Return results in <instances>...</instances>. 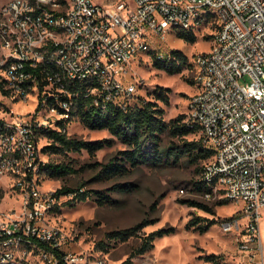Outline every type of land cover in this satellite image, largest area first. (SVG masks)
I'll return each mask as SVG.
<instances>
[{"label": "built area", "instance_id": "2783aa9c", "mask_svg": "<svg viewBox=\"0 0 264 264\" xmlns=\"http://www.w3.org/2000/svg\"><path fill=\"white\" fill-rule=\"evenodd\" d=\"M213 21L218 26L209 49L193 60L197 90L185 121L213 150L200 175L205 195L219 194L244 211V223L240 217L223 223L226 230L240 229L237 264H264V0L2 3L0 90L30 98L34 106L24 114L0 113V174L26 195L22 215L0 221V264L87 262L82 253L64 249L65 233L47 219L59 199L74 192L41 188V135L47 144L49 130L68 133L79 92L97 105L128 108L139 83L129 71L132 61L152 49L169 61L171 51L158 52L155 40H166L174 28L200 31Z\"/></svg>", "mask_w": 264, "mask_h": 264}, {"label": "rangeland", "instance_id": "374dc122", "mask_svg": "<svg viewBox=\"0 0 264 264\" xmlns=\"http://www.w3.org/2000/svg\"><path fill=\"white\" fill-rule=\"evenodd\" d=\"M7 0H0V5ZM110 3L116 0H96ZM215 29L207 24L196 32L195 42L185 41L172 29L166 40H155L153 48L167 56L169 51L180 49L188 55L189 62L196 53L209 49ZM153 52L139 55L129 67L130 74L139 83L137 95L158 101L164 107L163 117L170 121L177 115H185L187 103L192 93L197 90L195 73L192 66L185 65L180 72L169 73L157 65ZM249 76L241 78L244 82ZM159 86L169 88L168 103L156 98ZM34 106L32 99L5 95L0 90V113L13 111L24 114ZM8 115V114H7ZM68 134L85 139L112 138V144L98 149L94 154L87 149L69 151L68 153H43L46 161H66L71 163L77 172L60 177H51L42 172L39 184L42 189L59 188L63 184L85 189L104 190L111 200L100 204L95 197L73 201L69 196H62L56 207L46 216L49 223L60 227L68 241L64 249L82 253L87 262L82 264H237L239 257L240 229L226 230L223 223L231 218L240 217L244 211L240 203L227 199L219 194L207 197L204 188H200V179L204 159L190 160L182 156L178 161L164 159L161 163H142L131 166L123 174L106 175L101 164L109 161L127 144L113 136L107 128H90L76 116L69 123ZM173 136L162 133V145L170 142ZM188 139H200L198 133H189ZM47 138L41 135L39 143L45 145ZM15 181L0 174V221L22 215L26 204V195L15 187ZM128 187L124 189L123 187ZM196 199L207 203L213 211L182 202V199ZM220 199L225 202L219 203ZM193 216L215 218L205 231L187 227ZM144 217L154 218L136 234L127 239H108L106 231L132 225ZM173 225L175 231L156 237L154 245L147 251L131 258L129 255L137 248L145 234L164 226ZM262 252L264 256V216L260 222ZM207 255H213L207 259ZM24 264H35L28 260Z\"/></svg>", "mask_w": 264, "mask_h": 264}, {"label": "trees", "instance_id": "16d2710c", "mask_svg": "<svg viewBox=\"0 0 264 264\" xmlns=\"http://www.w3.org/2000/svg\"><path fill=\"white\" fill-rule=\"evenodd\" d=\"M210 25L215 30L218 26L214 21ZM196 32L192 29H179L177 34L185 41L195 42L197 40ZM150 52H153L155 55L157 65L169 73L180 72L183 66L189 64L192 66V69L194 68L193 61L189 62L188 55L180 49L171 50L172 58L166 62L157 59L154 49ZM169 91V88L159 86L155 96L168 103ZM164 112V107L158 101L145 99L137 94L133 103L125 109L112 103H108L106 106L97 105L93 102L92 96H86L80 92L76 97L73 111L75 116L86 126L98 129L107 128L113 136L118 137L127 144V148L119 150L109 161L100 163L102 170L108 176L126 173L129 170L127 163L134 167L142 163H161L164 159L178 161L182 156L198 161L200 159L206 160L213 154V150L203 146L201 140L188 139L186 137L189 133H196L197 127L190 126L185 121V115H177L170 121H166L163 117ZM60 122L63 125L66 124L63 121ZM162 133H167L176 139H171L168 144L162 145ZM47 134L50 142L43 146V150L59 154L82 149H87L89 153L94 154L98 149L111 145L113 141L109 137L98 139L80 138L57 129H51ZM41 171L51 177H60L77 172V168L66 161L49 160L42 165ZM198 183L200 184V188L203 187L205 190L201 178L198 180ZM80 187H82V184L78 186L63 184L57 188L56 192L58 195L74 192L73 197L68 200L70 204L75 200H86L93 196H96L95 199L100 204L112 199L104 190L89 188L80 191ZM123 188L128 189L126 186ZM182 202L213 211V208L207 203L196 199H182ZM218 202L223 203L225 199H220ZM154 220V218L144 217L132 225L110 229L106 231V237L108 239H127ZM214 222H216L215 218L193 216L188 220L187 227H194L203 232ZM174 231L175 227L173 225L150 231L143 236L141 244L131 252L129 258L150 249L154 245L156 237ZM212 256L207 255L206 258L211 259ZM61 264L66 263L62 260Z\"/></svg>", "mask_w": 264, "mask_h": 264}]
</instances>
